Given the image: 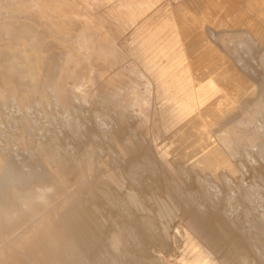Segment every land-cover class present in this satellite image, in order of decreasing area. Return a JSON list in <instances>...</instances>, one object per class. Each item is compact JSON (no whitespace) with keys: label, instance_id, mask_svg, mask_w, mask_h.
Wrapping results in <instances>:
<instances>
[{"label":"rangeland","instance_id":"rangeland-1","mask_svg":"<svg viewBox=\"0 0 264 264\" xmlns=\"http://www.w3.org/2000/svg\"><path fill=\"white\" fill-rule=\"evenodd\" d=\"M0 83V197L46 205L6 264H264V0H0ZM76 180L82 261L58 220ZM123 210L138 234L114 247Z\"/></svg>","mask_w":264,"mask_h":264},{"label":"bare ground","instance_id":"bare-ground-1","mask_svg":"<svg viewBox=\"0 0 264 264\" xmlns=\"http://www.w3.org/2000/svg\"><path fill=\"white\" fill-rule=\"evenodd\" d=\"M31 4L32 3H30L29 1H25L24 2V10H27V11H24V13L26 14L27 12H28V10L31 8ZM11 10V9H10ZM15 15V12H11L10 13V15ZM49 18V17H48ZM47 18V19H48ZM50 19V18H49ZM16 21V20H15ZM47 23H49L48 21H47ZM16 26V25H15ZM10 27H6V29H5V31H9L10 32V29L12 30L13 28H15V27H11L10 29H9ZM15 31V30H14ZM16 31H17V29H16ZM53 30L51 29V32H52ZM81 32H83V29L82 30H80ZM41 32V31H40ZM54 32V31H53ZM79 32V31H78ZM80 34V33H79ZM81 34H83V33H81ZM76 35V34H75ZM74 35V36H75ZM77 36V35H76ZM11 37V36H10ZM60 39H63V38H61V37H59ZM77 38H79L80 40H77L78 42H77V44L75 45L74 44V47L72 48L71 46V48H72V50H68V51H70V52H68V53H66V55H65V57H63V59H61V64H62V66H60V67H57L58 69H57V72H56V74H57V76L55 75V77H57L56 79H55V77H53V78H51L52 76L50 75V77L48 78V81H50V80H52V82H54V83H52V84H54V85H56V86H58L60 89H62L63 90V88H64V85H65V79L67 78H73L74 79V82H75V85H77L78 83H79V78L76 76V74H77V72L79 73V71H77L76 72V74L73 72L74 70H72L73 68H70L69 67V65L72 63V64H75V67L77 66V65H80L81 66V64L83 65L84 64V62H85V59L88 57V55L87 54H85V49H86V47H89V46H87V41H86V38H85V36H78ZM56 39H58V38H56ZM59 39V40H60ZM67 39H68V37H67ZM71 39V38H70ZM5 47V46H4ZM3 47V48H4ZM9 48H14V49H16V50H18V45L16 44V42H12L9 46H8ZM4 49H6V48H4ZM89 49V48H88ZM15 50V51H16ZM90 50V49H89ZM2 51H3V49H2ZM5 51V50H4ZM7 51H9V50H7ZM6 51V52H7ZM19 51V50H18ZM91 51V50H90ZM10 52V51H9ZM12 52H14L13 50H12ZM20 52V51H19ZM11 53V52H10ZM9 53V54H10ZM15 53V52H14ZM32 54V53H31ZM89 55H91V54H89ZM110 55H111V52H110V54L109 55H107L108 56V58H110ZM31 56V55H30ZM87 56V57H86ZM32 57V56H31ZM34 57V56H33ZM29 58V57H28ZM32 59H34L35 60V57L34 58H32ZM96 59H97V57H96ZM107 59V58H106ZM12 60V59H11ZM30 60V59H29ZM102 60V59H101ZM104 60H105V58H104ZM108 60V59H107ZM33 61V60H32ZM31 61V62H32ZM44 61V60H43ZM88 61V60H87ZM30 62V63H31ZM103 62H106V60L105 61H103ZM34 63V62H33ZM97 63V62H96ZM101 63V62H100ZM32 64V63H31ZM34 66H35V63L33 64ZM87 65H89V64H87ZM34 66H33V68H34ZM49 66H52V65H49ZM74 66V65H73ZM85 66V65H84ZM91 66V65H90ZM74 67V68H75ZM78 67V66H77ZM83 67V66H82ZM87 67V66H86ZM86 67H83V68H86ZM54 68L55 67H49L48 69V71H49V73L51 72V71H53L54 70ZM82 68V69H83ZM4 69V68H3ZM56 69V68H55ZM79 70H81L80 68H78ZM93 68H90V67H87V69L86 70H84L83 72L84 73H90L91 71L93 72V70H92ZM95 69V68H94ZM30 70V69H29ZM97 70V69H96ZM43 71V70H42ZM82 72V71H81ZM80 72V73H81ZM6 73V72H5ZM45 73V72H44ZM11 74V73H10ZM14 74V73H13ZM12 74V75H13ZM25 74V73H24ZM38 74V73H37ZM51 74V73H50ZM65 74V75H64ZM83 74V73H82ZM33 75V74H32ZM39 75V74H38ZM89 75V74H88ZM8 76V75H7ZM15 76V75H14ZM17 76H18V74H17ZM83 76V75H82ZM2 77H4L5 78V76H2ZM38 77V76H37ZM8 78V77H7ZM12 78V77H11ZM45 78V77H44ZM32 79H34V78H32ZM92 79V78H91ZM17 80V79H16ZM35 80V79H34ZM33 80V81H34ZM41 80V79H40ZM95 80H96V78H95ZM5 81V80H4ZM32 81V80H31ZM39 81V80H38ZM37 82V81H36ZM36 82H35V84H36ZM56 82H58V83H56ZM73 82V81H72ZM73 82V83H74ZM16 83V82H15ZM37 83H39V82H37ZM1 84V83H0ZM66 84H67V82H66ZM94 84V83H93ZM16 85V84H15ZM34 85V84H33ZM38 85L39 84H37V86H36V88L38 87ZM72 86H74L73 84H72ZM17 87V86H16ZM79 88V87H78ZM94 88V87H93ZM33 89V88H32ZM39 89V87L37 88V90ZM20 90V89H19ZM26 90V89H25ZM4 92V91H3ZM29 92V91H28ZM73 92V91H72ZM35 94H37V93H35ZM66 95V94H65ZM133 95H134V92H133ZM133 95L132 96H128L129 98L131 97V100H132V98H133ZM60 98V97H59ZM63 98V97H62ZM66 98H67V96H66ZM70 98V97H69ZM65 99V98H64ZM63 99V100H64ZM60 102H62V101H60ZM65 102V101H64ZM63 102V103H64ZM131 102V101H130ZM138 101H136V103H137ZM62 103V104H63ZM138 104V103H137ZM140 105H141V103H139ZM65 106V105H64ZM143 107V106H142ZM40 142V141H39ZM38 142V143H39ZM43 143V142H42ZM44 144V143H43ZM85 148V147H84ZM5 153V152H4ZM3 153V154H4ZM46 153V152H45ZM1 152H0V167L2 166V164H3V155ZM89 156V155H88ZM88 156H86V157H88ZM31 157V156H30ZM46 157V156H45ZM91 157V156H90ZM5 158V157H4ZM40 159H42V158H40ZM84 159V158H83ZM92 159V158H91ZM48 160V159H47ZM52 161H53V159H51ZM50 160V161H51ZM41 161H43V160H41ZM40 161V162H41ZM45 161V160H44ZM49 161V162H50ZM52 161H51V163H49L50 164V166L49 165H45V166H48V167H51V166H53L54 167V169H55V171H56V174H59L58 176H56V175H54V176H56V177H59L60 175L61 176H64V178H63V182H64V179H65V181H67V176H65L64 174L65 173H63L62 171V167H61V164H60V161H59V163L58 162H53L52 163ZM85 162H87V160L85 159L84 160ZM37 162H38V160H37ZM76 162V161H75ZM74 162V163H75ZM4 163H5V161H4ZM83 163V162H82ZM11 164V163H10ZM42 164V163H41ZM46 164V163H45ZM48 164V163H47ZM74 165V164H73ZM79 165H80V163H79ZM40 166V165H39ZM44 166V165H43ZM71 166V165H70ZM81 166V165H80ZM47 167V168H48ZM53 167H52V169L51 170H53ZM76 166H74V168H75ZM78 167V166H77ZM44 169H47V168H45V167H43ZM80 168H82V167H80ZM79 169V168H78ZM48 170V169H47ZM49 170H50V168H49ZM48 170V171H49ZM69 170H71V169H69ZM73 171L74 170H76V171H78L77 170V168L76 169H72ZM71 170V171H72ZM80 170V169H79ZM81 171H83V170H81ZM51 173H52V175L55 173L54 171H50ZM54 172V173H53ZM40 173V172H39ZM75 173V172H74ZM79 173V172H78ZM77 173V174H78ZM50 174V173H49ZM30 175V174H29ZM33 175H34V173H33ZM39 175V174H38ZM67 175V174H66ZM81 175V174H80ZM79 175V176H80ZM35 176V175H34ZM83 177V176H82ZM81 178V177H80ZM40 179V178H39ZM58 179H60V177L58 178ZM61 180V179H60ZM77 180H79V178H77ZM76 180V181H77ZM39 181H41L42 182V180H39ZM75 181V182H76ZM82 181V182H81ZM81 181H77L76 183H79V182H81V183H79V184H82L83 183V180H81ZM35 182V181H34ZM36 183H37V181H36ZM42 183H44V181L42 182ZM48 183V182H47ZM33 184V183H32ZM45 184V183H44ZM64 184V183H63ZM73 184V183H72ZM29 185H30V183H29ZM67 185V184H66ZM70 185V184H69ZM82 185H85L84 183L82 184ZM81 185V186H82ZM51 186L52 185H49V186H47L46 187V189L45 190H50L51 189ZM78 186H80V185H78ZM31 187V186H30ZM55 187H56V185H55ZM59 187V186H58ZM68 187V186H67ZM70 188V187H69ZM20 189V188H19ZM29 189V187H27V185L24 187V190L26 191V190H28ZM59 188H57L56 190H58ZM52 190V189H51ZM66 190V189H65ZM54 191V190H53ZM67 191V190H66ZM39 192H41L42 193V191H39ZM48 192V191H47ZM43 194V193H42ZM41 195V194H40ZM59 195H60V192H59ZM74 195H76L75 193H73V196ZM12 196V194H11V192H10V200L8 199L7 201H5V199H4V197H0V257L2 258V257H4V256H8V257H10L11 258V256L12 257H17L18 256V254H22V253H24L25 252V249H26V247H27V245L29 244V238H31V239H33V237L35 236V238L37 237V234L36 233H33L32 235L31 234H29L28 232V228H27V226H28V224L29 223H34V222H38V218H39V214H40V211L42 210V208L44 207V206H46L45 205V202L42 200H40V201H36V203H32V204H25V205H22V203L21 202H19V201H13L11 198ZM50 196V195H49ZM48 196V197H49ZM41 197V196H40ZM40 197H39V199H40ZM47 198V196L46 195H44V196H42V198ZM53 197V196H52ZM58 197V196H57ZM45 198V199H46ZM37 199V198H36ZM49 199V198H48ZM51 199V198H50ZM55 200V199H54ZM65 200V199H64ZM47 201H50V200H47ZM35 202V201H34ZM52 202V201H51ZM49 203V202H48ZM46 204H47V202H46ZM41 222V221H40ZM31 230V229H30ZM32 233V232H31ZM123 236V235H122ZM30 239V240H31ZM35 240V239H34ZM31 242V241H30ZM23 249V250H22ZM5 250H7V251H5ZM57 254V253H56ZM18 260V259H17ZM8 262V260L7 259H0V264H6ZM19 262V261H18ZM113 262V261H112Z\"/></svg>","mask_w":264,"mask_h":264},{"label":"crops","instance_id":"crops-1","mask_svg":"<svg viewBox=\"0 0 264 264\" xmlns=\"http://www.w3.org/2000/svg\"><path fill=\"white\" fill-rule=\"evenodd\" d=\"M121 7L120 4H116L115 7ZM127 15V13H125ZM124 14V15H125ZM91 38V36H90ZM98 50H103L104 44L102 42H98L97 44ZM110 54V53H109ZM108 54V55H109ZM87 183L81 188L78 192L75 199L67 206L69 209L68 213L61 214L59 217L60 224V232L64 236L67 241L69 247L71 248L74 255L82 261V253L84 251L85 246H87L84 242H82L83 237L89 232V226L86 223V213H83L81 210V202H82V193L83 190H87ZM190 209V207H189ZM121 221H119L118 229L116 233V245L114 247H121L125 241L135 243L137 238V230L131 228L129 221H131V214L125 210L121 212L119 216ZM151 226L150 222L140 223V232H145L147 234L148 228ZM123 235V236H122ZM112 244V243H111ZM113 258L110 257H101L100 255L96 256L94 259V264H113ZM190 264H200L199 262H192Z\"/></svg>","mask_w":264,"mask_h":264}]
</instances>
